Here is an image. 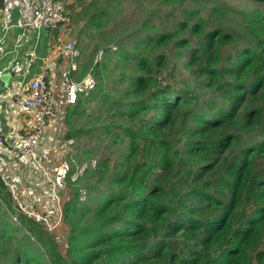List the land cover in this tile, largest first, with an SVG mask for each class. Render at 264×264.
Instances as JSON below:
<instances>
[{
	"label": "trees",
	"instance_id": "trees-1",
	"mask_svg": "<svg viewBox=\"0 0 264 264\" xmlns=\"http://www.w3.org/2000/svg\"><path fill=\"white\" fill-rule=\"evenodd\" d=\"M107 1L116 11L122 2ZM159 4L168 6L159 26L144 20L116 41L94 66L96 85L65 110L64 138L87 136L94 129L76 122L98 97L111 120L99 130L124 144L121 160L92 169L87 151L74 182L71 167L64 252L0 180V264H264V12L225 0ZM83 10L97 31L112 17ZM179 62L194 77L180 88L165 79ZM102 69L119 71L112 94Z\"/></svg>",
	"mask_w": 264,
	"mask_h": 264
},
{
	"label": "rangeland",
	"instance_id": "rangeland-1",
	"mask_svg": "<svg viewBox=\"0 0 264 264\" xmlns=\"http://www.w3.org/2000/svg\"><path fill=\"white\" fill-rule=\"evenodd\" d=\"M62 1L68 6L70 13L72 12V18L69 21L70 25L68 26L67 24L63 27V31H60L61 39L72 42L80 54L75 61L77 71L72 75L70 74L69 78L72 80L76 79L77 81L91 79L92 88L97 83L93 75L94 66L105 61V58L108 56L105 52L107 50L110 51L109 53L118 52L116 41L121 39L127 41V35L135 31L137 32L139 27L143 26L142 22L144 20L148 22L147 27L153 25L159 26V16L166 15L168 12V6H160V0H121L120 8L117 11L111 7V3H107V0ZM91 1L94 4L89 6ZM225 1L232 6L245 8L248 11L260 9L264 12V4L262 3H255L251 0ZM85 8H88L90 15L100 9H105L108 13L112 14V17L109 19L107 16L102 17V27L100 31H97L94 27H89L88 16L83 10ZM175 15H177L176 12ZM164 20L166 19L164 18ZM167 20L173 21L171 17H168ZM41 35H44L42 31ZM138 37H140V34L135 36V38ZM4 47H6V44H4ZM124 48L128 50L131 48V45H127ZM56 63L58 64V61ZM110 69L112 68L110 67ZM101 72L103 74L102 88L106 89L109 94H112L114 87H116L113 81L118 78L119 71L109 72L102 69ZM165 79L166 81H170V83H174L178 88L181 87V81L194 82L193 75L183 69L180 62L176 64L174 80H169L167 76ZM9 81V73L2 74L0 86ZM90 87L87 89L88 91L92 89ZM88 91L84 96L89 94ZM201 95L202 99L207 96ZM97 99L98 97L92 103L85 104L84 114L76 122V126H85L88 130L94 129L91 134L67 141L64 138L67 127L64 123L59 124L57 131L53 135L54 150L45 156L46 161L43 163V169L22 167L20 169L21 174L17 175L16 173L15 175V182L19 185L17 190H14L15 188L13 187L15 205H21L27 214L45 224L61 252L65 250L66 237L68 235L67 224L63 222L62 218V207L64 201L68 200L71 196V189L68 187L69 182L67 180L71 167L74 166L76 168V171L69 177L71 182H74L89 166L87 161L83 165H78V161L85 157V152L90 151L86 157L87 160L89 157L92 159L90 167L94 169L97 162H103L105 158L110 161V165H114L120 161V155L124 148V144H113L111 140H108L109 137L99 130L102 123L106 124L111 120L107 118L105 112L98 108L96 104ZM115 122H118V120L115 119ZM118 124L120 123L115 125ZM62 164L66 165L64 169L61 168ZM60 174H63V177ZM59 177H62L60 178L61 186L58 182ZM80 193V200L83 202L85 190L81 189Z\"/></svg>",
	"mask_w": 264,
	"mask_h": 264
},
{
	"label": "built area",
	"instance_id": "built-area-1",
	"mask_svg": "<svg viewBox=\"0 0 264 264\" xmlns=\"http://www.w3.org/2000/svg\"><path fill=\"white\" fill-rule=\"evenodd\" d=\"M5 1L8 10L13 9L14 1L17 2ZM23 9L19 10L22 15L16 23L23 34L41 31L51 34L59 28L58 37L51 42L53 51L58 53V59L64 56V62L60 66L57 63L50 66L47 61L41 73L25 84H15L14 89L1 97L9 99L18 113L29 117L28 127L23 131L14 132L9 136L0 134V180L12 193V197L13 187L14 190L19 188L15 182L16 173L20 175L22 167L43 169L45 156L54 150L53 135L59 124L64 123L66 108L75 105L79 95L89 86H93L91 79L77 81L69 78L70 74L77 71L75 61L80 54L72 42L61 39L60 31H63V27L70 21L66 3L62 0H30V13ZM6 17L9 18L8 15ZM56 68L60 76L58 83L56 77L52 79ZM65 166L62 164L61 168L64 169ZM60 176L63 177V174ZM62 177L58 178L60 186ZM19 207L26 213L21 205Z\"/></svg>",
	"mask_w": 264,
	"mask_h": 264
},
{
	"label": "crops",
	"instance_id": "crops-1",
	"mask_svg": "<svg viewBox=\"0 0 264 264\" xmlns=\"http://www.w3.org/2000/svg\"><path fill=\"white\" fill-rule=\"evenodd\" d=\"M0 1V81L2 74L7 72L10 76V81L0 86V134L9 136L26 129L29 117L18 113L9 99L1 97L14 89L15 84H25L41 73L47 61L50 66L55 65L58 61V53L53 51L52 35L50 36L49 33L43 32V36L41 32L23 34L22 30L17 28L16 23L22 15L19 10L25 8L27 13H30V0L14 1L12 10L7 9V1ZM7 15L9 18L6 17ZM55 77L58 83L60 81L58 68L52 73L53 80Z\"/></svg>",
	"mask_w": 264,
	"mask_h": 264
}]
</instances>
